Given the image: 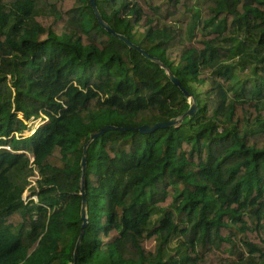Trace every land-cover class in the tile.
<instances>
[{"label":"trees","instance_id":"16d2710c","mask_svg":"<svg viewBox=\"0 0 264 264\" xmlns=\"http://www.w3.org/2000/svg\"><path fill=\"white\" fill-rule=\"evenodd\" d=\"M95 3L192 98L89 0H0V264L72 263L81 175L74 264H264V0Z\"/></svg>","mask_w":264,"mask_h":264},{"label":"water","instance_id":"95a60500","mask_svg":"<svg viewBox=\"0 0 264 264\" xmlns=\"http://www.w3.org/2000/svg\"><path fill=\"white\" fill-rule=\"evenodd\" d=\"M89 3L91 5V7H92V10L94 12V15H95L97 21H98V23H99V25L101 27H103L108 33L114 35L115 37H117L118 39L123 41L128 47L138 50L144 57H146L147 59H149V60H151V61H153V62H155L157 64H159L161 68L165 69V72H166L168 78L170 79V81L174 85H176L184 93V95L186 97L192 98V96L190 94H188L187 91L182 87V85L179 82L178 78L175 75H173L171 73V71L167 67H165L156 57L151 56L150 54L147 53V51H145L144 49H141L137 45L133 44L125 35L115 32L108 25V23H106L102 19L101 15H100V13H99V11L97 9L95 0H89ZM195 108H196V105H195L194 102H192L191 105L189 106L188 110L183 115H181L180 117L173 118V119H171L169 121H166V122H158V123L151 124V125H142V126L138 127L137 129L140 132H149V131H152L155 128H160V127H165V126H168V125L179 124L184 116L193 114V112L195 111ZM114 128H115V126H113V125H103L99 129L98 132L90 134L88 141L83 146V151H82V155H81L80 165H81L82 172L84 171V168H85L86 149H87V145L89 144V142L91 140H93L96 136L101 135L104 131L109 130V129H114ZM83 183H84V177H83V175H81V178H80V190H79V194L81 195V202H80L79 215H80V218L82 220V223H81V227H80V232H79L78 237H77V239L75 241V245H74V249H73V261H72L71 264L75 263L77 249H78V246H79V244L81 242V238H82V235H83V229H84V227H85V225L87 223V217H86L87 201L85 199Z\"/></svg>","mask_w":264,"mask_h":264},{"label":"rangeland","instance_id":"374dc122","mask_svg":"<svg viewBox=\"0 0 264 264\" xmlns=\"http://www.w3.org/2000/svg\"><path fill=\"white\" fill-rule=\"evenodd\" d=\"M149 1L152 4H156V3L160 2L161 0H149ZM198 1H201V0H198ZM36 121H35L34 125H39L40 123L38 122V119ZM29 156H31V155H29ZM36 179H37V173L35 171L33 175L29 176L30 184L28 185V187L35 186V180ZM29 196H30L29 190H25V192L23 193V198H27ZM32 198L35 199V196H33ZM18 220H19V214L18 213H15L12 217L9 218V221L14 222V223L17 222Z\"/></svg>","mask_w":264,"mask_h":264}]
</instances>
